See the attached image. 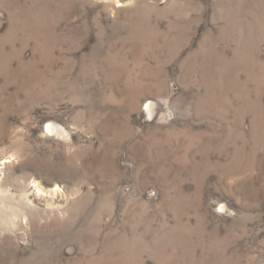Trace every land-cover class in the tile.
Returning <instances> with one entry per match:
<instances>
[{"label": "rangeland", "instance_id": "374dc122", "mask_svg": "<svg viewBox=\"0 0 264 264\" xmlns=\"http://www.w3.org/2000/svg\"><path fill=\"white\" fill-rule=\"evenodd\" d=\"M119 1L0 0V264H264V0Z\"/></svg>", "mask_w": 264, "mask_h": 264}, {"label": "bare ground", "instance_id": "6f19581e", "mask_svg": "<svg viewBox=\"0 0 264 264\" xmlns=\"http://www.w3.org/2000/svg\"><path fill=\"white\" fill-rule=\"evenodd\" d=\"M114 2H115V4H118L120 1L119 0H114ZM118 6H120V5H118ZM148 107L149 108H152V107H154V103L152 102V101H149L148 103ZM147 106V105H146ZM48 130H49V132L51 133V134H53V135H59V134H61V130H59V128H57L56 126H54L53 124H49L48 125ZM57 190H55V192H56ZM12 228V227H11Z\"/></svg>", "mask_w": 264, "mask_h": 264}]
</instances>
